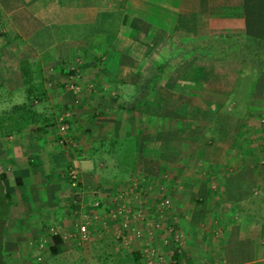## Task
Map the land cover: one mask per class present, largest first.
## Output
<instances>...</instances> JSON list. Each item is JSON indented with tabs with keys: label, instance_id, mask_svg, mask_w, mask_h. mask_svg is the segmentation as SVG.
I'll use <instances>...</instances> for the list:
<instances>
[{
	"label": "crops",
	"instance_id": "0c3cea01",
	"mask_svg": "<svg viewBox=\"0 0 264 264\" xmlns=\"http://www.w3.org/2000/svg\"><path fill=\"white\" fill-rule=\"evenodd\" d=\"M0 9L6 24L0 86L11 75L25 85V59L42 62L45 89L34 102L44 120L16 135L0 134L2 184L11 198L1 233L8 264H38L34 253L43 246L50 251L52 234L62 238L58 253L69 247L75 218L90 216L96 199L108 210L133 180L143 193L132 201L145 217L137 221L166 259L264 264V211L254 202L264 194V64L258 62L264 49L258 53L252 43L264 40V0H0ZM59 26L76 31L56 40L36 36ZM49 46L55 50L42 56ZM77 60L80 89L72 94L65 80ZM192 65L200 74L183 84L180 77ZM240 80L253 85L244 92ZM134 93L142 100L134 101ZM64 108L71 110L74 145L58 142L56 118ZM134 135L141 136L138 168L128 178L103 179L98 170L105 161L96 148L110 151L113 142ZM72 166L76 184L64 177ZM7 167L14 183L7 182ZM160 196L171 202L161 216L155 210ZM173 216L176 230L167 234ZM97 224L88 239L116 241L111 230L93 236ZM122 245L144 264L142 240Z\"/></svg>",
	"mask_w": 264,
	"mask_h": 264
},
{
	"label": "rangeland",
	"instance_id": "374dc122",
	"mask_svg": "<svg viewBox=\"0 0 264 264\" xmlns=\"http://www.w3.org/2000/svg\"><path fill=\"white\" fill-rule=\"evenodd\" d=\"M57 1L60 3L67 2V0H57ZM2 19H4V16H3V13L1 12V9H0V20L2 21ZM4 25H6L5 22L0 24V44L5 40L4 35L2 34L3 32H5V29H3V28H5ZM68 31H70L72 33V31H76V29H72V27H71V29L69 30L68 26H59L55 29H47L46 27H44L42 30H39L37 32L36 36L38 39H44L46 36L51 37V35H52L53 37L55 36V40H56V39L62 38L63 36H66V35L68 37V33H69ZM49 37L46 39H49ZM51 40H52V38H51ZM49 42H50V40H49ZM51 50L52 51L55 50V47L49 46L47 49H45V51H42V56H45V57L49 56V54L51 53L50 52ZM252 57L253 56L251 55V48H250V50H248L247 53L245 52V59L246 60L244 63L249 62L248 59H250ZM41 64H42V62H40V61L25 60L24 59V62L22 61V69L25 67L26 70L27 69L32 70V71L37 70L35 75L32 77L33 78L39 77V76L43 75ZM49 64H50V62L45 63V66L46 65L48 66ZM50 67L51 66L46 67V68H50ZM1 72H2V70H0V77H1ZM199 74H200V69L198 68V66L192 65L191 68L188 69L184 73V75L180 78L183 80L182 83L185 84L184 80L187 81L186 83H188L189 80L197 78ZM52 79H53V77L49 76V74H48L45 83L48 86H51L52 85V83H51ZM250 82L252 83V81H250ZM250 82H247V81L241 82V80L239 81L240 85L242 87H244V92H246V90H248V87L249 88L252 87L253 84H250ZM21 83H23V82H21L19 76L11 75L8 78V81L4 83L5 86H0V134H4V135L14 134V135H16L17 132H14V133H12V132L17 131L18 129H20V132H22L31 123V121L41 122L44 120L42 117L43 115L39 112V109L35 108L36 103L34 104V108H32L34 110L33 116H31L30 113H28V112H25L26 114L22 113V115H21L20 114L21 110H19L17 106H14V104L22 102L26 96V85H21ZM38 84H40V83H38ZM245 85L247 86V89H246ZM13 87H15V88H13ZM134 95H135L134 101L142 100V98H140V96H138L137 93L136 94L134 93ZM206 95L208 96L209 93ZM24 114H25V117L28 119L29 124H27L28 121L24 120V118H23ZM29 116H31L33 119L30 120ZM57 119L58 118H56V124H57ZM250 123L252 124L254 122L250 121ZM57 127H58V125H57ZM5 130L12 131V132L11 133L10 132L4 133ZM140 137L141 136L134 135L131 138L127 137V138L122 139V140L119 139V140L113 142V144L109 146V148L111 149L110 151H108L107 149L106 150L101 149L100 147L96 148V149H98V151L96 150V153L100 154V156H98V157H102L105 161V164L103 165V167H101L98 170L101 172V175L104 177L103 179H106L110 176H113V177H116L119 179L128 178L129 173L131 171V168L133 170L135 168H138V167H136V164L139 161L140 157L137 156L139 154V152H136V150H137L138 146L141 145V138ZM107 144L108 143H106V146H107ZM94 153H95V151H94ZM103 169L105 171H103ZM13 170H14L13 167H7V172H6L7 177H8L7 182L10 181L11 183H14L15 173H13ZM64 177L68 178V174L64 173ZM30 180H34L36 182L37 178L31 174ZM48 191H50V190H48ZM115 191L116 190H114L113 193H115ZM161 191H162V188L157 190V192L159 194L162 193ZM118 192L119 191H117L115 193V195L118 194ZM152 192H155V191L152 190ZM78 212L79 211L77 210L76 212L73 213L74 217L76 215H78ZM79 218H80V216L75 218L74 226H76L77 219H79ZM64 229H67V228H64ZM95 229H96V231H95V234H93V236L97 235V233L99 231L98 226H96ZM102 240H104V241L102 242ZM114 240L115 239H113L110 236V238L100 239L99 241H97V239H95V240L87 239V241H84V240L79 241L77 239V237L75 236L74 241H68L67 242L68 244L66 243L69 247L62 248L64 246L63 245L62 247H60L62 251L60 253L56 254L55 256H53V254L49 251V249H47V247L44 248V246H43V248H40L39 252L36 251L34 253V255L40 256L39 258L37 257V259H38L37 263L38 264H113V263H115V264H140L138 259H133L130 256L131 251H128L127 249H125L128 246L125 247L122 245V244L130 245L131 242H133L132 240H130L128 243L123 242L122 240L119 241L118 239H116V241H114ZM97 244L100 247L103 245V247H105V249H102V250L99 249ZM8 255L12 256V254H8ZM25 255L33 258L32 254L26 253ZM118 256H120V258H118ZM127 257H129V258L131 257L130 260H128Z\"/></svg>",
	"mask_w": 264,
	"mask_h": 264
},
{
	"label": "built area",
	"instance_id": "2783aa9c",
	"mask_svg": "<svg viewBox=\"0 0 264 264\" xmlns=\"http://www.w3.org/2000/svg\"><path fill=\"white\" fill-rule=\"evenodd\" d=\"M79 61H75V63L70 64V69L73 70L72 73L68 74L67 79L65 80V86L70 91H77L79 89V85L77 81L80 77V71L78 63ZM52 69V68H51ZM70 115L71 110L68 108H64L59 114L57 119L58 125V142L61 144L70 143L75 144V141L69 134V126H70ZM68 178L71 180L73 184H76L78 181V168L76 166H72L68 169ZM136 180H133L130 184L129 188L126 190L120 189L118 194H114L112 203L115 205L109 206V209H103L104 212L98 213L97 207L91 211L90 216H84L83 218L77 221L76 232L74 231V236L77 237L79 241H85L89 238L93 225L98 221V228L101 230H111L113 235L119 241L128 243L130 240L133 242L135 240H142L141 247V259L144 264H180L178 259L173 256L170 259H166V256L162 253H159L156 246L153 245L152 241L147 237V234L150 235V232L145 230L143 226L138 223L139 220H143L145 217L142 213L135 212L132 201H134V196L138 199L142 198L143 193L139 191ZM138 189V190H137ZM136 190L138 192H136ZM129 193V196L127 194ZM136 198V199H137ZM99 204V200L96 199L93 202V206ZM171 202L168 196H160L156 201L155 210L158 215H164L167 211L170 210ZM177 222L176 216L172 217L171 222L167 227V234H172L176 230L175 223ZM154 227H160V221L157 220L154 224ZM153 234V233H152ZM151 236V235H150ZM178 235L176 234L173 238V241L177 243V249H180L181 242L178 239ZM168 238L165 239V241ZM177 250V251H178ZM207 264V263H200Z\"/></svg>",
	"mask_w": 264,
	"mask_h": 264
},
{
	"label": "trees",
	"instance_id": "16d2710c",
	"mask_svg": "<svg viewBox=\"0 0 264 264\" xmlns=\"http://www.w3.org/2000/svg\"><path fill=\"white\" fill-rule=\"evenodd\" d=\"M253 41L254 42H252V43H256V48L259 47V50L257 49L258 53H259V51L264 49V40L255 38V40H253ZM250 48H251V46L248 45V50H250ZM258 56L260 57V54H258ZM245 60L246 59L244 58V62H245ZM22 61L24 62V59ZM258 62L260 63V66H261L262 64H264V59H262V62L259 59ZM248 63H250V62H248ZM21 68H22V64H21ZM27 70L25 69V67L22 69L23 81H24V84L26 85V96L22 102L14 104V106H17L18 109L21 110L20 111L21 115H22V113L28 112V113H30L31 116H33L34 110L32 108H34L35 99H37L38 97L42 98L43 96H45L44 78L42 76L33 78L32 72L28 73ZM79 71H81V70H79ZM72 72H73V70H69L68 74L72 73ZM80 74H81V72H80ZM38 83H40V84H38ZM77 84L79 85V89H80L79 79L77 81ZM79 89L75 92L71 91V93L77 94L79 92ZM25 114L23 115V118H24V120L28 121V119L25 117ZM31 116H29L30 120L33 119ZM33 122L34 121H31V123L29 124V121H28L27 124H29V125L25 129H27ZM18 131H20V129H18L17 131H13V132H18ZM9 132L11 133L12 131H8V130L4 131V133H9ZM154 136L156 138L157 135L154 134ZM155 142L156 141H154V144H156ZM3 179H4V175H3V173L0 172V264H8L6 259L3 257L2 252H1V250H2L1 233H3L2 229H3L4 224H5V217H6V214L8 212L9 205L11 203V198H10V194L8 192H6L3 188V184H2ZM256 201L258 202V206H256V208H257V210H259L258 212L262 213L264 211V194H260L259 196L256 195L254 202H256ZM95 207L102 210V208H104V204H103L102 200H99V204L95 205ZM102 212H104V210H102ZM51 238H52L53 242L50 245V252H52L53 254H57L59 251L57 245L60 244V242H62V238H61L60 234H52Z\"/></svg>",
	"mask_w": 264,
	"mask_h": 264
}]
</instances>
